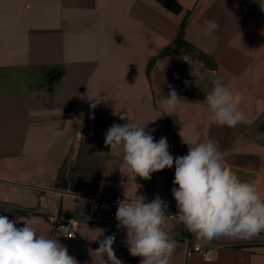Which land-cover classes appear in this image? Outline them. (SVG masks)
<instances>
[{
	"label": "crops",
	"instance_id": "crops-1",
	"mask_svg": "<svg viewBox=\"0 0 264 264\" xmlns=\"http://www.w3.org/2000/svg\"><path fill=\"white\" fill-rule=\"evenodd\" d=\"M219 30L205 36V21ZM183 35L185 45L176 43ZM200 68L205 79L186 71ZM202 65V67H201ZM228 85L250 123H210L204 104L213 79ZM175 90L172 114L162 101ZM102 97L100 103L93 97ZM91 98V99H90ZM96 104L95 107H92ZM166 137L169 152L184 156L189 143L211 139L241 180L264 193V11L260 0H0V215L36 219L40 234L55 236L79 264H92L97 229L81 224L75 236L55 232L50 216L89 212L84 196H172L175 165L134 182L122 156L105 145V133L124 124L118 114ZM151 121V122H150ZM125 173V174H124ZM165 230L176 240L171 264H264V233L251 239L221 237L214 259L189 253L194 241L169 216ZM113 250L122 264H139L125 244ZM99 264V262H97Z\"/></svg>",
	"mask_w": 264,
	"mask_h": 264
},
{
	"label": "clouds",
	"instance_id": "clouds-1",
	"mask_svg": "<svg viewBox=\"0 0 264 264\" xmlns=\"http://www.w3.org/2000/svg\"><path fill=\"white\" fill-rule=\"evenodd\" d=\"M260 7L264 11V0H260ZM218 30L215 20L205 21V36H212ZM181 58L190 65L188 57ZM190 75L206 78L200 68L191 70ZM93 98L97 103L103 100L100 96ZM180 101L175 90L169 91L162 101L164 113L172 115ZM204 104L212 124L236 127L250 123L232 89L222 79L211 81ZM114 114L127 122L111 125L105 133V145L115 155L122 156L123 168L130 179L134 182L137 177L148 180L152 173L175 165L173 184L178 187L172 188V196L178 209L176 215L165 214L168 203L158 195L150 202L136 195L141 187L136 183L134 198L118 200L117 228L126 230L124 242L131 256L141 258L139 264H171L177 243L165 230L169 216L192 234L195 247L216 238L246 240L264 233V193L254 181L238 177L217 142L205 139L189 143L183 139L188 152L174 157L169 152L166 137L154 141L152 132L155 130L145 131L149 122L141 126L127 113ZM18 222L0 215V264H79L56 235L40 234V222L36 219L23 221L24 226L19 228L16 227ZM97 230L98 235L91 240L99 243L97 249L90 250L92 264H122L113 250L115 236L99 239L104 230ZM59 234L72 236L63 227Z\"/></svg>",
	"mask_w": 264,
	"mask_h": 264
},
{
	"label": "built area",
	"instance_id": "built-area-1",
	"mask_svg": "<svg viewBox=\"0 0 264 264\" xmlns=\"http://www.w3.org/2000/svg\"><path fill=\"white\" fill-rule=\"evenodd\" d=\"M84 198L87 199L89 203L88 214L77 217L56 212L50 216L55 228V232L59 233V229L63 227L67 228L68 231L72 233V236H75L79 225L81 224L103 225L108 227V235L115 236L114 243H116L122 228H117L115 213L117 210L118 200L122 199L123 197H110L104 194H94L84 196ZM189 245V253H198L203 259L210 261L214 259L213 251L221 244H210L206 242L200 247H195L194 241L189 240Z\"/></svg>",
	"mask_w": 264,
	"mask_h": 264
},
{
	"label": "trees",
	"instance_id": "trees-1",
	"mask_svg": "<svg viewBox=\"0 0 264 264\" xmlns=\"http://www.w3.org/2000/svg\"><path fill=\"white\" fill-rule=\"evenodd\" d=\"M176 43H177L179 46L185 45V41H184V38H183L182 33H181V35H179V37L177 38Z\"/></svg>",
	"mask_w": 264,
	"mask_h": 264
},
{
	"label": "rangeland",
	"instance_id": "rangeland-1",
	"mask_svg": "<svg viewBox=\"0 0 264 264\" xmlns=\"http://www.w3.org/2000/svg\"><path fill=\"white\" fill-rule=\"evenodd\" d=\"M185 69H186V71H187L189 74H190V71L193 70V68H192L191 65H190V67H186ZM192 78H193V81H196V80H197V76H196V75H193Z\"/></svg>",
	"mask_w": 264,
	"mask_h": 264
}]
</instances>
